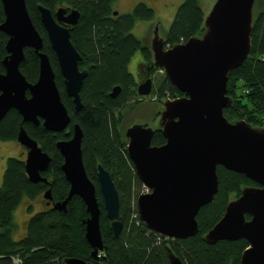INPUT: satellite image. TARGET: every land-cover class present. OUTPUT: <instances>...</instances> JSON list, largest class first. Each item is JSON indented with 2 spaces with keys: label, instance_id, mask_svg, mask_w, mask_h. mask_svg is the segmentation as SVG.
I'll list each match as a JSON object with an SVG mask.
<instances>
[{
  "label": "water",
  "instance_id": "water-1",
  "mask_svg": "<svg viewBox=\"0 0 264 264\" xmlns=\"http://www.w3.org/2000/svg\"><path fill=\"white\" fill-rule=\"evenodd\" d=\"M4 21L0 32L7 36L6 56L0 73V121L10 110L22 117L23 123L42 127L52 133L64 132L70 117L55 83V73L43 39L28 14L25 0H0ZM202 22L198 33L185 43L166 47L167 31L160 20L150 24L146 48L150 59L147 78L137 86V95L147 98L152 91L150 76L161 70L182 97L157 102H143L152 107L140 113V123L128 126L122 133L126 153L140 184L148 192L140 193L135 206L140 222L151 233L167 240H186L198 233L196 216L212 203L218 192L217 167L244 175L258 187L242 186L240 195L230 193L221 219L203 236L207 244L244 239L248 247L239 264H264V127L245 120H228L223 111L234 105L227 94L231 71L250 56L257 0H199ZM40 22L57 60L64 92L74 110L82 109L80 90L87 72L80 71L81 57L70 39V27L76 26L80 14L59 8L52 13L37 5ZM117 15V12H114ZM32 49L39 60L38 78L34 84L20 72L24 50ZM29 96H27V93ZM120 87L110 92L112 99ZM159 132L165 143L152 146ZM82 131L72 126V136L56 143L63 163L60 170L69 184L65 200L52 204V209L66 212L73 196L81 199L88 217L83 221L84 238L92 248L94 259L103 250L99 220L100 204L96 187L88 179L82 160ZM17 143L27 150L24 161L30 183L47 184L41 174L50 165V157L23 127ZM97 185L101 203L112 232L122 231L119 197L112 177L97 166ZM43 199L52 201L50 189ZM248 216V219H247ZM169 264H184L167 246ZM61 264H92L79 258H65Z\"/></svg>",
  "mask_w": 264,
  "mask_h": 264
},
{
  "label": "trees",
  "instance_id": "trees-1",
  "mask_svg": "<svg viewBox=\"0 0 264 264\" xmlns=\"http://www.w3.org/2000/svg\"><path fill=\"white\" fill-rule=\"evenodd\" d=\"M261 1V5H260ZM116 0H25L30 19L43 39V52L47 54L55 73V83L70 117L68 128L61 133H52L42 127L23 123L15 110H10L0 121V141H15L20 127L35 140L40 149L50 157V166L42 177L49 184L29 182L22 158H8L0 187V264H61L65 258H79L92 264H169L167 246L184 264H239L242 252L248 247L245 240L220 241L207 244L202 236L223 216L228 195H240L242 186H257L244 175L217 167L218 192L212 203L202 207L197 216L198 233L186 240L172 241L149 232L140 222L135 200L142 185L137 179L126 153L120 133L124 110H134L146 99L137 95L136 84L127 70V65L136 51L148 62L147 48L131 34L138 21L150 22L155 13L152 8L138 4L134 9L113 16L112 5ZM199 0H184L176 10L167 30L166 47L185 43L198 33L202 13ZM52 13L59 8L79 12L77 25L71 31V41L81 54L80 69L88 71L80 91L82 109L76 112L72 101L64 92L57 60L40 22L37 5ZM257 14L252 31V46L249 58L231 71L227 94L234 100L231 108L223 111L228 120H245L264 127V0H257ZM4 21L0 2V24ZM7 36L0 32V73H4L2 60L6 56ZM25 59L20 72L26 81L34 84L38 78L39 60L31 49H25ZM120 87L114 99L110 92ZM152 96L170 98L182 96L163 77L152 88ZM132 101V102H131ZM131 102V104H129ZM78 124L82 131V160L88 179L96 187L100 204L99 220L103 250L91 256L92 248L84 238L83 221L88 217L81 199L73 196L66 205V212L44 208L30 216L24 235L14 239L16 225L13 212L20 202L33 200L50 189L54 203L62 202L68 195L66 182L60 166L63 158L56 148L60 140L72 135V126ZM165 143L160 133H155L152 146ZM109 172L119 197V217L123 224L116 236L110 227L101 203L97 185V166ZM31 208L28 209L30 212ZM161 239L158 243L157 240ZM19 261V262H18Z\"/></svg>",
  "mask_w": 264,
  "mask_h": 264
},
{
  "label": "rangeland",
  "instance_id": "rangeland-1",
  "mask_svg": "<svg viewBox=\"0 0 264 264\" xmlns=\"http://www.w3.org/2000/svg\"><path fill=\"white\" fill-rule=\"evenodd\" d=\"M134 1L135 0H116V2L112 5V11L114 10L117 11L118 16L122 14H127L132 10L131 6H133L132 4L134 3ZM183 1L184 0H145V3L143 2L140 4L147 5L154 10L155 13L154 20H160L162 23L163 31L166 32L169 29V26L174 19L177 8ZM260 5H261V1H260ZM258 9L259 8H256V14ZM151 22L152 21L150 22L138 21L131 31V34H133L137 39H140L143 44L144 41L148 42L149 40L150 31H151L149 26ZM139 60H140V71H142V65L144 64L143 62H145L146 60L144 56L141 53H139V51H136L132 56L131 62L135 64L136 62L138 63ZM131 68L132 67H130V70ZM163 77L165 76L161 71H156V73L153 74L152 76L153 86L155 87L156 85H158ZM180 97L182 96H178L174 98L164 96L161 97L159 100H156L157 98H155L151 94L146 99V102H152V101L155 102V100L158 101L157 102L158 105L156 106V108L157 110H159L160 108L161 109L164 108V106L161 104L160 101L162 100L164 101L167 99L174 100ZM131 102H129V104H131ZM151 108L152 107L149 106L140 107L139 105L134 110H129V109L124 110L122 114L120 133H122L128 126H131L132 124L140 123V113L142 112V115H144L145 111H148L149 113ZM25 153H26L25 149L22 148L16 141H7V142L0 141V187L2 185V177L5 169L6 160L8 158H16L19 156V154L22 158H24ZM143 191L144 188L142 187L141 192L139 193H142ZM41 201H43V199L42 196L39 195L33 200L24 198L20 202L16 210L13 212V221L16 225V230L14 232V239H20L24 235L26 230V225L30 216L34 213L39 212L42 209ZM29 208H31L30 212L28 211ZM157 241L159 243L161 242V239Z\"/></svg>",
  "mask_w": 264,
  "mask_h": 264
},
{
  "label": "flooded vegetation",
  "instance_id": "flooded-vegetation-1",
  "mask_svg": "<svg viewBox=\"0 0 264 264\" xmlns=\"http://www.w3.org/2000/svg\"><path fill=\"white\" fill-rule=\"evenodd\" d=\"M145 3V0H135L134 1V3L132 4L133 6H131L132 7V10L134 9V7L136 6V5H138V4H140V3ZM65 9H67V8H65ZM68 11L69 10H72V9H67ZM131 10V11H132ZM130 11V12H131ZM113 12V16L115 17V16H118V15H114V12H117V11H112ZM75 26H73V27H70V38H71V31H72V29L74 28ZM139 40V42H141V45L142 46H144V47H146L147 45H146V42L144 41V44L142 43V41L140 40V39H138ZM72 42V41H71ZM73 44V43H72ZM74 45V44H73ZM75 47V46H74ZM27 49H29V48H27ZM32 50V49H31ZM25 51V50H24ZM33 51V50H32ZM139 51V50H138ZM34 52V51H33ZM78 52V51H77ZM79 53V52H78ZM139 53H140V51H139ZM79 55H80V57H81V61H82V56H81V54L79 53ZM131 59H132V57H131ZM131 59H130V62L128 63V65H127V70H128V72H129V74L132 76V79H134V82H135V84L138 86L140 83H142L146 78H147V74H146V64H147V61H145V62H143L144 64L142 65V71H140V60L138 61V63L136 62L135 64L134 63H132L131 62ZM50 61V60H49ZM80 61V62H81ZM79 62V63H80ZM52 66V65H51ZM130 67H132L131 68V70H130ZM78 68H79V70L80 71H86L87 72V74H88V71L86 70V69H80V67H79V64H78ZM156 73V71L153 73V74H155ZM153 74L150 76V79H151V81H152V76H153ZM86 77H87V75H86ZM86 79V78H85ZM84 79V80H85ZM84 82V81H83ZM63 84V83H62ZM82 86H83V84H82ZM137 86H136V89H137ZM63 88H64V86H63ZM152 88H153V83H152ZM81 89H82V87H81ZM81 91V90H80ZM137 92V91H136ZM60 93V92H59ZM27 94V96H29V94H28V92L26 93ZM151 95V94H150ZM149 95V96H150ZM148 96V97H149ZM147 97V98H148ZM147 98H145V99H147ZM22 118V117H21ZM41 123V122H40ZM27 124V123H26ZM28 124H30V123H28ZM34 126V125H33ZM159 133V132H158ZM17 136V135H16ZM72 136V135H71ZM163 137V136H162ZM71 138V137H70ZM69 138V139H70ZM68 140V139H67ZM15 141H16V138H15ZM17 142V141H16ZM22 147V146H21ZM23 148V147H22ZM25 149V148H24ZM25 151H26V153H25V157L24 158H22L21 156H20V154H19V156H18V158H22V160L23 161H25V158H26V154H27V150L25 149ZM50 166V165H49ZM49 168V167H48ZM47 171V170H46ZM45 173V172H44ZM43 174V173H42ZM42 174H41V176H42ZM48 181V180H47ZM47 184H49V182L47 183ZM256 184V183H255ZM254 187H258V185L257 186H254ZM48 190V189H47ZM46 191V190H45ZM44 191V192H45ZM43 192V193H44ZM43 193L41 194V196L43 195ZM42 199H43V197H42ZM47 203H48V201H46V200H44L43 199V201H41V207H42V209H44V208H51L52 209V204L54 203L53 201H51L50 202V204L49 205H47ZM41 209V210H42ZM40 210V211H41ZM247 219H248V216H247ZM109 223H110V221H109ZM123 225V224H122ZM111 227V226H110ZM244 240V239H243ZM175 241V240H174ZM237 241V240H236ZM220 242V241H219ZM231 242V241H230ZM247 243V242H246ZM248 245V244H247Z\"/></svg>",
  "mask_w": 264,
  "mask_h": 264
},
{
  "label": "built area",
  "instance_id": "built-area-1",
  "mask_svg": "<svg viewBox=\"0 0 264 264\" xmlns=\"http://www.w3.org/2000/svg\"><path fill=\"white\" fill-rule=\"evenodd\" d=\"M19 262V261H18Z\"/></svg>",
  "mask_w": 264,
  "mask_h": 264
}]
</instances>
